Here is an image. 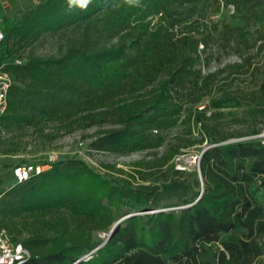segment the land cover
I'll return each mask as SVG.
<instances>
[{
  "label": "trees",
  "instance_id": "obj_1",
  "mask_svg": "<svg viewBox=\"0 0 264 264\" xmlns=\"http://www.w3.org/2000/svg\"><path fill=\"white\" fill-rule=\"evenodd\" d=\"M229 7L242 26L213 18ZM2 30L0 63L13 81L0 115L2 156L25 150L3 134L42 133L49 123V141L109 125L91 136L96 152L155 150L177 125L198 133L183 148L211 145L191 179L174 169L179 147L170 146L128 173L70 157L12 185L0 200V228L28 251L23 264H264V141L219 128L223 118L249 120L256 135L264 122V84L228 88L258 70L264 0H41ZM69 31L80 37L59 55L23 57L41 38ZM231 55L240 60L203 71ZM204 97L209 114L182 115ZM127 215L108 240L95 238Z\"/></svg>",
  "mask_w": 264,
  "mask_h": 264
},
{
  "label": "rangeland",
  "instance_id": "obj_2",
  "mask_svg": "<svg viewBox=\"0 0 264 264\" xmlns=\"http://www.w3.org/2000/svg\"><path fill=\"white\" fill-rule=\"evenodd\" d=\"M40 1L41 0H1L0 11H2L3 14L0 15V27L2 29H6L17 21L19 15L25 9L36 5ZM232 15L233 9L229 7L225 10H221L213 18L215 20H224L229 22L231 25L242 26V23L238 21L237 17L234 18ZM79 37V33L74 31H69L62 36H46L41 38L33 45L28 46L22 54L24 58L28 55H34L41 58L57 56L66 48L70 39H78ZM250 43H254V47L250 51L251 54H254L255 47L257 45V43L254 42V37L250 38ZM239 60L240 58L236 55L224 57L219 62H213L210 66L204 68L203 71H213L221 66L238 62ZM252 63L255 67H258V70H250L245 75L238 76L231 82V85L228 87L229 89L244 92L249 89H254V87L258 84H264V51L257 55L252 60ZM199 111H202L206 114L211 112V109L209 108L208 97H204L201 102L196 105L184 106L182 109V115ZM224 112L226 113L227 111L225 110ZM238 115H243L241 110H238ZM219 123V128L224 132L245 134V136L240 138L242 140L260 139L264 141V122H258V124H256L257 129H259V133L256 135H251L249 133L254 126V124L249 120H247V122L244 124L233 125L230 124L227 118H223ZM55 127L56 123H49L44 126L42 133L37 132L34 127H28L24 128L21 132L3 134L5 137L12 135V137L20 139L19 141H21V144H18L17 147L22 149L24 146L25 150H21L13 154H5L2 158H0V186L2 189H8L13 185L10 174L11 168L13 166L24 163L44 165L47 162L48 155L51 153H54L59 160L70 157L80 159L92 169L102 173L103 170L101 169V163L113 164L116 168L122 169L125 173H128L129 171H132V165L134 162L153 159L166 151L170 146L179 147V154L171 161V163L174 165V169L184 170L186 172L184 176H186L188 179H191L192 176L188 175L190 172H199V160L201 152L205 148L208 149L211 147L209 143H203L201 145L183 148L182 145L185 143V140L188 137L197 138L198 133L195 130L191 136H188L184 126L177 125L169 131L161 133V135L164 137V143L158 149L132 154L96 152L88 147V144L92 138L91 136L101 129L109 128V125L78 130L72 134L62 135L52 141H49L47 137L55 129ZM79 143H81V145H79ZM164 171L165 168L161 170V172ZM159 174L160 173H155L150 181H154V179ZM148 212L150 213L151 211ZM107 234V232H102L97 234L95 238L97 240H104ZM17 241L20 242V239Z\"/></svg>",
  "mask_w": 264,
  "mask_h": 264
},
{
  "label": "built area",
  "instance_id": "obj_3",
  "mask_svg": "<svg viewBox=\"0 0 264 264\" xmlns=\"http://www.w3.org/2000/svg\"><path fill=\"white\" fill-rule=\"evenodd\" d=\"M4 40V33L0 27V45ZM23 60L15 58L13 64L21 65ZM4 63H0V115L4 114L7 107V93L13 81L11 74L4 69ZM81 145V143H79ZM0 152V158H2ZM58 157L51 153L47 157V162L44 165L31 163L17 164L11 168L10 174L12 184L21 183L31 176L40 173L50 167L51 163L56 162ZM7 189H2L0 186V200ZM30 257L28 251L20 242H14L8 233L0 228V264H23Z\"/></svg>",
  "mask_w": 264,
  "mask_h": 264
},
{
  "label": "water",
  "instance_id": "obj_4",
  "mask_svg": "<svg viewBox=\"0 0 264 264\" xmlns=\"http://www.w3.org/2000/svg\"><path fill=\"white\" fill-rule=\"evenodd\" d=\"M207 148H205L202 152H201V155L203 154V152L206 150ZM202 193V189L200 190V193H199V196H200V194ZM197 200H198V198H197ZM196 200V201H197ZM195 201V202H196ZM160 211H163V210H160ZM151 212H153V211H151ZM130 215H136V213L135 214H130ZM130 215H127V216H124V217H122L121 219H119L116 223H114L113 225H112V227L110 228V230H109V232H108V234H107V236H106V238H105V240H104V242L106 241V240H108L115 232H116V230H117V228H118V226H119V223L121 222V220L122 219H124V218H126V217H128V216H130ZM103 242V243H104ZM102 243V244H103ZM100 247V245L98 246V247H96L94 250H96V249H98Z\"/></svg>",
  "mask_w": 264,
  "mask_h": 264
},
{
  "label": "clouds",
  "instance_id": "obj_5",
  "mask_svg": "<svg viewBox=\"0 0 264 264\" xmlns=\"http://www.w3.org/2000/svg\"><path fill=\"white\" fill-rule=\"evenodd\" d=\"M74 3H79L80 5L84 6L87 4L88 0H73ZM129 4L138 3V0H127Z\"/></svg>",
  "mask_w": 264,
  "mask_h": 264
},
{
  "label": "crops",
  "instance_id": "obj_6",
  "mask_svg": "<svg viewBox=\"0 0 264 264\" xmlns=\"http://www.w3.org/2000/svg\"><path fill=\"white\" fill-rule=\"evenodd\" d=\"M1 1V0H0ZM3 14V12L2 11H0V15H2Z\"/></svg>",
  "mask_w": 264,
  "mask_h": 264
}]
</instances>
